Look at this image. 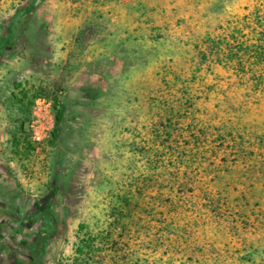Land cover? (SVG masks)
Returning a JSON list of instances; mask_svg holds the SVG:
<instances>
[{
    "label": "rangeland",
    "instance_id": "374dc122",
    "mask_svg": "<svg viewBox=\"0 0 264 264\" xmlns=\"http://www.w3.org/2000/svg\"><path fill=\"white\" fill-rule=\"evenodd\" d=\"M42 1L0 0V34H14L13 17ZM91 1L68 14L83 16L76 43L93 42L87 54L71 36L66 55L51 54L48 26L44 47L31 30L28 49L14 38L0 49L4 94L21 115L14 143L47 162L52 206L1 226L0 264H264V160L217 139L256 143L264 130L224 42L255 0ZM86 65L87 86L70 88ZM39 96L63 116L35 153Z\"/></svg>",
    "mask_w": 264,
    "mask_h": 264
},
{
    "label": "crops",
    "instance_id": "0c3cea01",
    "mask_svg": "<svg viewBox=\"0 0 264 264\" xmlns=\"http://www.w3.org/2000/svg\"><path fill=\"white\" fill-rule=\"evenodd\" d=\"M83 1L78 0L72 3L70 0H43L35 6L31 15L25 13H21V16L15 15L13 17L14 34H0V49L4 47L6 39L10 40L13 38L19 43V50L28 49L33 45V38L28 34L31 30L37 33L36 37L40 38L39 43L43 44L44 47L48 44V38L54 37L53 34H46V27L48 26L47 31L55 33L54 39L57 40V43L47 46L53 49L50 51L51 54L56 49L58 55H66L68 46L65 43L68 42L67 39L70 36L74 44V46L72 44L71 48L74 51L79 50L81 54H87L91 51L93 42H91V45L90 43L83 45L78 41L80 45L79 48H77L78 46L76 47L78 43H76L77 37L81 38L83 35L77 33L78 29L81 28L82 21H84L82 19L83 16L75 13L74 10L73 12L76 14L74 18L71 19L68 15L71 12L70 8L81 7L80 3ZM91 2V0H87V3L90 4ZM46 13L52 14L47 15ZM88 14L90 15V12ZM55 17L58 20V27L52 30L46 20L49 21ZM24 24L23 29L19 30L20 26ZM70 25L75 30L71 34H69ZM46 35L48 36L46 37ZM86 61L89 66L92 58H87ZM87 65L79 67L74 73L69 83L70 88L76 87V85L80 89L87 86V83H89L85 78L88 75L85 72L88 69ZM2 75L5 76L6 72H3ZM4 76L0 81V233L1 228H3L1 226L10 227L18 224L17 222L14 223V221H17L16 215H25L27 213L32 215L42 211L44 208H52L48 202L49 194L44 192L41 185L47 174L43 170L47 162L43 160L40 163L33 162L34 152L29 147H24L23 144L14 143L15 130L18 125L15 119L20 118L21 115L16 107V98H10L9 94H4L6 89L4 83L9 87V84H7L8 77ZM77 99L81 100L82 96L79 95ZM77 131L79 129L77 130V127H75L72 133L75 134ZM16 154L19 156L16 157ZM7 156H10V159H7ZM21 158L23 160H20ZM50 201L56 202L57 200L52 199Z\"/></svg>",
    "mask_w": 264,
    "mask_h": 264
},
{
    "label": "trees",
    "instance_id": "16d2710c",
    "mask_svg": "<svg viewBox=\"0 0 264 264\" xmlns=\"http://www.w3.org/2000/svg\"><path fill=\"white\" fill-rule=\"evenodd\" d=\"M228 35L224 38L226 49L229 52L227 59L236 62L232 70L240 81L249 83L247 96H253L255 112L264 115V99H262L264 98V0H255L253 13L244 15L240 22H237L232 33ZM231 39L235 44L230 43ZM62 116L61 110H58L55 116L56 126L61 122ZM237 127L238 129L242 127L245 130V127L241 125ZM256 130L258 133L256 143L245 140L241 134L235 137L232 132L225 136H217V139L222 146L226 145V147L234 149V153H238V155L246 153L247 159L264 160V130H260L258 127ZM236 157L233 156L234 161H237ZM79 229H84V226L80 225ZM83 242H87V240ZM79 253H83V251L80 249Z\"/></svg>",
    "mask_w": 264,
    "mask_h": 264
},
{
    "label": "built area",
    "instance_id": "2783aa9c",
    "mask_svg": "<svg viewBox=\"0 0 264 264\" xmlns=\"http://www.w3.org/2000/svg\"><path fill=\"white\" fill-rule=\"evenodd\" d=\"M55 102L47 97L39 96L33 100L29 125L31 140L35 143V153L41 152L43 141L50 134L54 122ZM40 146V147H39Z\"/></svg>",
    "mask_w": 264,
    "mask_h": 264
}]
</instances>
